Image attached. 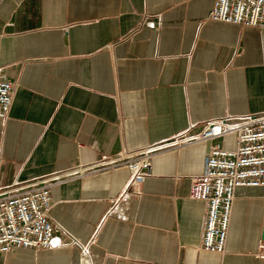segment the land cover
Segmentation results:
<instances>
[{
  "label": "crops",
  "instance_id": "1",
  "mask_svg": "<svg viewBox=\"0 0 264 264\" xmlns=\"http://www.w3.org/2000/svg\"><path fill=\"white\" fill-rule=\"evenodd\" d=\"M214 0H0V195L48 184L63 242L0 264H264V187L237 188L223 252L204 250L206 203L189 196L205 123L264 113V29L208 18ZM152 153L130 193L124 164ZM76 242V243H75Z\"/></svg>",
  "mask_w": 264,
  "mask_h": 264
},
{
  "label": "built area",
  "instance_id": "2",
  "mask_svg": "<svg viewBox=\"0 0 264 264\" xmlns=\"http://www.w3.org/2000/svg\"><path fill=\"white\" fill-rule=\"evenodd\" d=\"M208 18L215 21L264 29V0H214ZM13 82L0 70V118H6L12 104ZM235 134V146L213 143L204 159L203 170L190 183L189 196L206 203L201 247L223 252L237 188L264 187V113L240 120L219 118L207 121L191 140L208 141ZM124 164L130 171V193L139 195L140 186L153 170L152 153L139 151L126 160L102 155L79 173L99 171ZM52 195L48 184L0 195V254L20 249L38 250L61 245L50 214ZM76 243V242H75ZM264 246V245H263ZM80 264H93L88 247L81 248Z\"/></svg>",
  "mask_w": 264,
  "mask_h": 264
}]
</instances>
